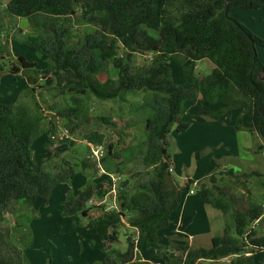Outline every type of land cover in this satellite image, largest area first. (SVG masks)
Instances as JSON below:
<instances>
[{"label":"trees","instance_id":"1","mask_svg":"<svg viewBox=\"0 0 264 264\" xmlns=\"http://www.w3.org/2000/svg\"><path fill=\"white\" fill-rule=\"evenodd\" d=\"M171 4L172 0H7L3 14L6 24L16 28L19 19H27L35 33L24 37L23 32L15 31L13 38L23 41L49 62L47 68L39 71L36 63L21 56L20 64L10 70L12 74L43 73L44 79H50L55 70L70 69L79 84L61 87L62 91L68 89L77 95L90 92L99 99L124 101L128 95L146 93V100L134 106L145 120L142 151L131 169L136 189L131 195L120 194L118 208L104 210L88 223L105 248L119 240L121 225L128 223L136 229V238L127 237L128 249L120 254L121 262L112 261V264H157L144 260L141 250L166 248L159 232L169 226L172 213L181 205L182 193L190 191L195 182L188 179L180 185L170 171L171 127L175 122H178V131L189 127V123L181 121L185 101L202 95L204 102L198 112L213 119L221 118L230 109L244 108L245 115L252 119L250 131L264 137V115L259 110L264 105V63L258 53V46L264 47V39L230 15L235 7L264 9V0H188L187 11L177 15L169 10ZM98 13L101 15L97 16ZM76 17L93 20L97 28L73 44L68 36L71 21ZM3 27L0 23V30ZM136 53H151V64L135 67L132 58ZM111 59L118 78L114 88L108 89L98 75L106 70ZM204 59L215 65L206 76L196 72L197 63ZM170 60L182 66L180 82H175L168 65ZM217 105L222 107L215 110L213 106ZM82 106L59 111L72 133L76 129L72 121L82 113ZM44 118V112L30 103L0 102V220L20 203L34 210L38 202L47 206L54 189L70 183L77 173L75 164L65 158L55 171L31 169L32 145L43 134ZM99 118L103 123L117 126L108 116ZM241 123L242 117H239L237 129ZM51 137L52 134L50 142ZM86 138L106 145L108 153L104 160L111 156L121 158L122 154L113 155L115 146L105 133L93 130ZM54 155L58 157L59 152ZM91 163L94 164L85 159L83 169ZM210 177L214 182L215 176ZM214 187L217 193L200 182L198 194L206 204L224 214H232L234 224H226L223 234L214 236L208 248L178 245L183 264L227 256L236 257L232 264H255L254 255L246 254L243 249L247 245L264 249V233L259 234L255 228L264 223V206L250 199L247 206L233 211L234 197H228L219 186ZM93 195L91 179L79 193L69 190L63 201V216H88ZM193 219L194 215L186 217L183 227ZM7 237L0 228V264H32L24 250L11 245ZM240 237L245 242H240ZM46 264H53L52 257Z\"/></svg>","mask_w":264,"mask_h":264},{"label":"rangeland","instance_id":"2","mask_svg":"<svg viewBox=\"0 0 264 264\" xmlns=\"http://www.w3.org/2000/svg\"><path fill=\"white\" fill-rule=\"evenodd\" d=\"M6 4L7 0H0V23L4 25L3 30H0V69L2 68L0 73L10 72L14 66H18L20 64L18 58L21 56L29 62L36 63V68L39 71L44 70L49 65L47 59H45L40 53L30 49L23 43V41L13 38L15 31L17 33L21 31L23 32L24 37H27L25 35L35 33V30L29 25L27 19H19L16 23L17 28L13 25H7V18L3 16ZM190 5L194 8L193 4ZM188 6V0H172L169 10L177 15L187 11ZM100 15V13L97 14V16ZM230 15L239 20L254 34L264 39V9L249 10L235 7L231 9ZM71 24L72 27L68 39L69 42L73 44L83 40L87 33L93 32L97 28L93 20H84L81 17L73 19ZM152 32L156 34L155 31ZM258 53L264 63L263 46H258ZM120 54H122V51ZM120 54L117 55V58L120 57ZM112 61V59L111 61H108L106 70L99 75L108 85H113L114 81L118 78L117 68ZM151 61V53H136L132 58V64L135 67H148L151 64ZM168 65L173 71L175 82H180L182 80V66L172 60L168 61ZM205 70H207V68H202L201 65L196 68V72L201 75H203ZM33 74L36 76V81H38V86L35 88H33V86H35L34 84L28 83L27 78L28 75L33 76ZM4 75H6V73L0 74V82H2L0 86V102L34 103L31 105L35 106H37L35 102H37L38 105L39 102L42 103V105H39L41 110L43 112L47 111V118L51 116L52 118L48 119L55 122V125L52 128L53 131L59 132L63 126H67L66 123H64V118L59 116V111L65 110L68 106H64L59 111L54 109V106L57 105H54L53 103L55 98H58L64 105L75 104V106H78V103L83 105L82 113L79 114V117L74 119H88V121L91 122L90 124L98 130L102 128L105 129V132L108 134L109 142L111 140L115 146L113 155L122 154L121 157H124V161L126 160L122 168L123 172L116 173L115 175L125 178L121 185H124V187L127 186L128 192L131 193L135 191L136 178L131 175V169L134 168L142 151L141 142L145 138V130L143 126L145 120L142 118L141 112H137V110L134 109V106L140 104L145 99L146 93L139 92L135 95H128L129 97L126 96V98L132 100L133 103L129 102L127 99L124 101L121 98L105 100L95 97L90 92L89 96L85 97L79 94L77 95V92L69 91L68 89L62 91L60 89L61 87L56 89L57 87H55V84L51 82L50 79L46 80L42 77L43 73L37 75L31 72L27 76L11 73L3 77ZM57 79L58 74L54 75L53 81H57ZM36 81L34 83H37ZM41 86H43L42 88L44 91H41L42 93L38 94L37 91L41 89L39 88ZM45 99H49V102L46 104L44 103ZM197 104L198 102L195 99H188L184 103V111L181 114V121L189 123V127L185 131L182 132L177 130L178 122H175L171 127V133L169 136L170 141L168 145L173 165V170L171 172L175 180L183 185L188 179H193L194 181L195 179H198V181L204 182L207 186L212 187L217 193L218 191L214 186L218 184L220 191H223L228 197L229 195L234 197L236 204L233 207V211L236 209H242L243 205L247 206L253 193L264 191V137H261L263 142L262 145L257 143L255 146L254 144V151L243 149V153L239 154L241 155L240 166L235 165L233 169H229L227 165L230 166L234 164L231 158L227 157L229 155H234L232 154L234 151L232 150L234 149L232 144V134H234V130L233 128H225V131L221 132V130L212 127L206 128V125H204L201 120L205 121L211 118L206 115H200ZM240 111L241 109H235L234 113H231V115L224 120L218 119L217 123L221 126H224L225 123H229L234 127V125L236 126L238 118L242 117V123L240 125L243 126L244 123L245 127H247L246 124L251 120L248 115L246 116L244 114V112L241 113L240 116L239 114H236ZM99 115L108 116L112 119L115 118L114 121L117 123V126L103 123L100 120ZM129 116H133L134 120H137L136 122H133L137 127L134 134L125 136L124 126L125 121ZM44 128L45 127H43V130ZM92 130L95 129H88L86 132H83V130H81V132L79 130H74L73 133L71 132L70 138L61 139L58 136V138L56 137L55 139L56 142L54 141L52 134L51 141L55 142L58 147L54 145L55 143L53 144L54 146H52L51 143L53 142L50 141L47 142L45 146H40V142L45 139L40 136L32 145L33 165L31 166V169L35 172L42 169L46 171H55L56 166L61 163L64 158L72 161L76 166H79L82 169L83 161L87 159L90 150L88 145L84 143V139L86 138V134ZM253 141H255V138H252L251 141H247L248 144L245 146L251 147ZM129 144L131 145L129 146ZM50 145L52 146L51 148H49ZM40 151L41 156H39ZM55 152H59L58 157L54 155ZM220 154L222 155L220 156ZM218 156L221 158L217 161L215 157ZM109 160L112 161L110 167L111 171H115L116 167L121 166V162L116 161L117 158L111 156L109 157ZM103 167L105 169L104 163ZM221 167H224V169L219 170ZM88 168L94 170L95 173L97 171V168L92 163ZM212 174L215 176L214 182L210 177ZM117 180H120V178ZM198 187L195 185L192 186V188L196 190L195 193H190L189 190L182 193V206L173 214L169 226L159 232L161 242L166 245V248L159 251L146 250L143 248L141 250V255L145 259L159 264H183L181 259L182 252L177 247L182 243L175 241L177 235H179L180 238L183 237L181 240L186 241V243H189L188 240L194 238V242L192 244L189 243L192 247L208 248L212 245L211 237L213 235H220L226 224H231L233 226L234 218L232 214H224V212L222 213V211H218L212 205H205L202 203V200L199 197L200 195L198 194ZM241 191H243V194L239 195V192ZM127 194L129 195V193ZM38 212L39 211L36 210L31 211V207L23 205L22 203L17 204L11 212L4 213L2 220H0V228H2L3 232L7 234L8 242L20 251L29 247L32 242L36 245L45 243L49 249V254L45 262L46 264L50 257H54L50 250L52 248L51 241H53V237L45 235L44 239L40 232H37L36 234L33 233L30 225L33 217L37 218L39 216ZM214 212L216 213L214 214ZM189 215H194L195 219L185 227V230H183L184 228L182 227V221L180 219L184 220ZM255 228L259 234L264 233V223L257 225ZM128 236L136 238L137 231L125 224L121 225L119 240L114 243V245H110V249L112 247L118 252L126 251L128 249ZM240 242H245L244 237H240ZM33 250H30V256L36 254L43 258L44 254L42 255L39 252V254L34 253L36 251L33 252ZM243 250L246 253L258 251V249H253L249 245L245 246ZM59 252H61V250L55 251V260L57 259ZM235 258L236 257L233 256L229 257L228 260H200L198 261V264H232V260ZM32 262L35 263L33 259ZM59 264H61V262H59Z\"/></svg>","mask_w":264,"mask_h":264},{"label":"crops","instance_id":"3","mask_svg":"<svg viewBox=\"0 0 264 264\" xmlns=\"http://www.w3.org/2000/svg\"><path fill=\"white\" fill-rule=\"evenodd\" d=\"M44 61H46V60H44ZM200 65L202 66V68H204V67H205V69L207 68V70H205V72L203 73L202 76H206V75L210 74L215 69V65L208 59H204V60L198 62L196 65V68L200 67ZM3 73H6V75H4L3 77L11 74L10 72H3ZM3 73L1 72L0 74H3ZM19 74H21V73H18V75ZM56 74H58V79H57V81H53V77ZM15 75H17V74H15ZM99 75H98L99 80L105 85L106 88H108V89L114 88L116 80L114 81L113 85H108L105 83L106 81L102 80ZM27 78H28V83L35 85V86L32 85L33 88L38 86V81H36L37 79H36V76H34V74H33V76L28 75ZM35 81L37 83H34ZM50 81L55 84V87H57L56 89H58V87H64V86H68L71 84H79L77 77L75 76V74L70 69H57V70H55L51 75ZM1 84H2V82H0V86H1ZM42 87L43 86L39 87L41 89L38 88L39 91L36 90L38 92V94L42 93L41 91H44V89ZM234 94L240 95V92L234 91ZM86 95H81V96L88 97L89 93H87ZM127 97H129V96H127ZM127 100L129 102L133 103L132 100H129V99H127ZM195 100H197V102H198L197 105H198V109H199L200 104L204 102L203 96L199 95L197 98H195ZM48 102H49V99L44 100L45 104ZM53 103H54V105L55 104L58 105V107H57V105L54 106V109H56L58 111L61 108H63L64 106H68V107H71L72 105L75 106V104L64 105L61 101H59L58 98L57 99L55 98ZM30 104H34V103H30ZM35 104L41 110L39 105H42V103L39 102V105H38V103L35 102ZM78 104H80V103H78ZM220 107H222V106L221 105L213 106V108L215 110L219 109ZM235 109H241L240 112L236 113L237 115L239 114V116H240V114L243 112L245 114L246 109H244V108H233V109L228 110L219 119L224 120L226 117L231 115V113H234ZM46 112L47 111L44 112L45 118L42 122V126L45 128L43 130V134L41 135L45 139H43L40 142V146H43V145L45 146V144L50 141L49 135L51 136V134H53L54 141H55L56 137L58 138L59 133L61 132V130H59V132H56L55 134L53 133L54 131L52 128L55 125V122L53 120L52 121L49 120L52 118L51 116L48 117L49 119L47 118ZM99 116H103V115H99ZM249 118L251 121L246 124L247 127H245V125L243 123V126H241L240 129H237L235 125L233 127V125H230L229 123L228 124L225 123L224 126H221L220 124L217 123L218 119L211 118V119H207L205 121L201 120V121H203L202 123L204 125H206V128L212 127L214 129L221 130V132L225 131V128L226 129L227 128H233L234 134H232V138H233L232 144H233L234 149H232V150H234V151L232 154H234V155H229L227 157H230L231 160L234 162V164L230 165V166L227 165L229 167V169H233L235 165L240 166V164H241L240 156L241 155H239V154L243 153V151H242L243 149L254 151L257 143H259L260 145L263 144V142L261 140L262 136H260L258 133H253L250 131V128L252 127V119H251V117H249ZM113 119L115 120V118H113ZM200 119H202V118H200ZM60 120H61V118H60ZM136 121L137 120H134L133 116H129L127 118V120L125 121V126H124V130H125L124 135L125 136L126 135L130 136V135L134 134V131H135L137 126L134 125L133 122H136ZM64 123H66L65 119H64ZM90 123L91 122L88 121V119L86 120L84 118L80 119V120L74 119V121H72V125H74L76 127V129H75L76 131L79 130L81 132V130H83V132H86L88 129H92V128H94L95 130H98L96 127H94ZM143 126L145 128L144 122H143ZM99 131L105 133L106 136L108 137V134H107V132H105V129L102 128ZM252 138H255V141H253V143H252L253 145H251V147H246L245 145L248 144L247 141H249V140L251 141ZM169 141H170V139H169ZM55 142L51 143V145L56 146ZM237 142H238V144H237ZM254 144H255V146H254ZM51 145L49 146V148L52 147ZM130 145L131 144H129V146ZM56 147H58V145ZM89 149H90V147H89ZM58 151H59V149H58ZM221 155L222 154H220V156ZM39 156H41V151L39 152ZM220 156L215 157V159L217 161L220 160V158H221ZM116 161L121 162V166L116 167L115 171L110 170V167L112 165V161L109 160V158H108V159L104 160V166H105L104 172H100L97 170L96 173L94 170H91L88 167L86 169H83V167H82V169H81L79 166L75 165L77 173H76L74 179L70 183H63V184L57 186L54 189V191L51 195V198H50V202L47 206L43 205V203H40V202L36 203L35 210L39 211L38 212L39 216L37 218L33 217V220L31 221L30 226H31L33 233L36 234L37 232H40L41 236L44 239H45V235L53 237V241H51V247L52 248L50 249L52 252L51 254L54 256L52 258L53 264H59V262H61V264H112L111 263L112 261H115L116 263L121 262L122 258L120 257V254L125 253L127 250L124 252L123 251L118 252L116 249H114L112 247L110 249V245H114V243L107 245L108 249L105 248V246H103V244L97 239L95 233L93 232V230L88 225L91 218L98 217L104 210H110L113 208H118L120 205V200H119L120 194L129 193V195H131L134 193V192H131V193L128 192L127 186L124 187V185H121L122 181L125 180L124 177L121 178L120 176L115 175L116 173L123 172L122 168H123L126 160L124 161V157H121V158L117 159ZM224 167H221L219 170L224 169ZM230 167H232V168H230ZM235 173H236V170H235ZM118 178H120V180H117ZM89 179H91L93 184H94V195L92 197V200L88 204V206L90 207L89 208V215L83 216V215L79 214L76 216H63V214H62L63 209H64L63 201L66 198L67 192L69 190H72L75 193H79L80 191H82L84 189V187L86 186ZM179 184L183 185L182 183H179ZM199 184H200V181H198V179H195V182L191 185L190 193H195L196 190H194L192 188V186L195 185L196 187H198ZM217 186H218V184H217ZM191 191H193V192H191ZM116 193H118V194H116ZM241 194H243V191L239 192V195H241ZM199 197L202 200L201 196H199ZM251 200L264 206V191L253 193ZM202 203H204L205 205H209V204H206L203 200H202ZM182 204H183V200L181 201L180 207L182 206ZM217 210L221 211L219 209H217ZM31 211H34V209L31 208ZM175 212L172 213L171 219H172L173 214ZM215 213L216 212H214V214ZM216 215H218V214H216ZM194 219H195V217H194ZM194 219L192 220V222L194 221ZM180 220L183 222V219H180ZM257 224H258V222H257ZM125 225L130 227L128 223H125ZM182 227H183V225H182ZM183 230H185V228ZM223 231H224V228H223ZM223 231L221 234H223ZM214 236H216V235H213L211 237V239ZM176 238H177V239H175L176 242L182 243L180 245H185V244H189V243L192 244L194 242V238L193 239L191 238V240H188L189 243H186V241L181 240L183 237L180 238L179 235H177ZM211 242H212V240H211ZM192 248H199V247H192ZM31 249L32 250L34 249L33 252L36 251L34 253H37V254L41 253L42 255L44 254L43 258L39 257L36 254H34L33 256H30L29 254H30ZM23 250L27 256V259L32 264H35V263L36 264H45L47 257H48V254H49V249L47 248V245L45 243L36 245L35 243L32 242V244L29 247H27ZM56 250H61V252H59L58 257L55 260V258H56L55 257V251ZM111 250H113V251H111ZM246 254H253L254 255L255 264H263L264 263V249L258 250L256 252H252V253L247 252ZM108 255L111 256L110 259L107 258ZM230 257H233V256H230ZM32 259L34 260L35 263L32 262ZM143 259L147 260L144 257H143ZM221 259H223V258H221ZM221 259H218V260H221ZM105 260H107V261H105ZM157 264H159V263H157ZM197 264H198V262H197Z\"/></svg>","mask_w":264,"mask_h":264},{"label":"built area","instance_id":"4","mask_svg":"<svg viewBox=\"0 0 264 264\" xmlns=\"http://www.w3.org/2000/svg\"><path fill=\"white\" fill-rule=\"evenodd\" d=\"M71 132L66 126H63L61 128V132L59 133V138L65 139L70 138ZM84 143L87 144L90 147V150L88 152L87 159H89L91 162L94 163L95 167L98 171L104 172V158L107 156L108 150L104 143H94L87 138L84 139ZM173 170V165L170 167V171ZM193 192V191H191ZM230 256L223 257L224 260H227Z\"/></svg>","mask_w":264,"mask_h":264},{"label":"water","instance_id":"5","mask_svg":"<svg viewBox=\"0 0 264 264\" xmlns=\"http://www.w3.org/2000/svg\"><path fill=\"white\" fill-rule=\"evenodd\" d=\"M259 110L264 115V105H260L259 106Z\"/></svg>","mask_w":264,"mask_h":264}]
</instances>
